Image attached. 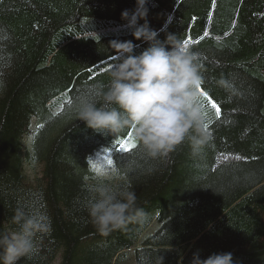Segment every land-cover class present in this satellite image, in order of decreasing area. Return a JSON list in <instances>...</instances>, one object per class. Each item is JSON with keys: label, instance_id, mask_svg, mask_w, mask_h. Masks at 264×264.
Here are the masks:
<instances>
[{"label": "trees", "instance_id": "obj_1", "mask_svg": "<svg viewBox=\"0 0 264 264\" xmlns=\"http://www.w3.org/2000/svg\"><path fill=\"white\" fill-rule=\"evenodd\" d=\"M134 7L0 0V231L15 230L18 208L50 217L51 233L18 264H190L197 250L264 264V0H148L158 39L175 34L200 53L212 133L199 156L184 143L164 160L119 151L126 134L97 132L70 112L90 85L108 83L113 40L133 41L137 55L148 47L121 19ZM107 150L114 165L103 179L130 186L144 218L102 236L85 204L102 179L92 160Z\"/></svg>", "mask_w": 264, "mask_h": 264}, {"label": "clouds", "instance_id": "obj_2", "mask_svg": "<svg viewBox=\"0 0 264 264\" xmlns=\"http://www.w3.org/2000/svg\"><path fill=\"white\" fill-rule=\"evenodd\" d=\"M147 4L148 0H135L134 9L122 11L121 19L135 40H142L148 47L137 55L133 41L113 40L115 59L108 70V83L90 85V95H81L70 112L75 120L97 132H130L151 159H167L184 143L196 157L212 139L211 131L205 128L208 117L202 102L200 53L175 34H167L163 41L158 39L164 29L150 27ZM98 175L102 179L90 188L85 204L93 228L108 236L129 223H142L144 212L136 205L135 191L103 179L107 175L103 171ZM11 222L15 230L0 231V264L31 260L39 250L38 239L52 231L51 219L43 212L27 213L18 208ZM190 264H234V260L231 252L202 259L197 250Z\"/></svg>", "mask_w": 264, "mask_h": 264}, {"label": "snow or ice", "instance_id": "obj_3", "mask_svg": "<svg viewBox=\"0 0 264 264\" xmlns=\"http://www.w3.org/2000/svg\"><path fill=\"white\" fill-rule=\"evenodd\" d=\"M205 36H207V33H205ZM191 41L189 40H185V44L186 45H190ZM202 94L203 91L201 90ZM69 103H71V101H69ZM212 108L215 110V114L217 117H219L220 115V109L219 106L215 103H212ZM205 115H207V113H205ZM205 128H208V124H205ZM126 139H124L122 142L118 141V145L119 151H123V152H130L132 149H134L135 147H137V142L135 141V139L131 136V133H127L126 134ZM107 163L111 166L113 164L112 159H108ZM94 167V171H97L98 173L100 172L99 169H96L95 166Z\"/></svg>", "mask_w": 264, "mask_h": 264}, {"label": "rangeland", "instance_id": "obj_4", "mask_svg": "<svg viewBox=\"0 0 264 264\" xmlns=\"http://www.w3.org/2000/svg\"><path fill=\"white\" fill-rule=\"evenodd\" d=\"M31 140V138H29V141ZM112 159L113 161V154L111 151H104V152H99L95 157L94 159L92 160V162L94 163L95 167L97 169H99V171H103L105 172L107 175L110 174L111 172V168H113V165H114V161H113V164L110 166L107 161L108 159ZM156 229V227L152 230H149L148 233H152L154 232ZM59 260L55 263V264H58Z\"/></svg>", "mask_w": 264, "mask_h": 264}]
</instances>
